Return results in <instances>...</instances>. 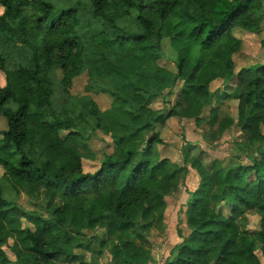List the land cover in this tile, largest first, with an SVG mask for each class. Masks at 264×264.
Here are the masks:
<instances>
[{
	"label": "trees",
	"instance_id": "1",
	"mask_svg": "<svg viewBox=\"0 0 264 264\" xmlns=\"http://www.w3.org/2000/svg\"><path fill=\"white\" fill-rule=\"evenodd\" d=\"M90 1L92 20L83 24L79 5L58 14L49 0H0V115L8 125L0 138V264L13 263L2 245L15 225L27 247L25 254L12 249L18 264H99L76 251L92 249V240L98 253L110 249L117 264H157L136 235L143 236L148 219L163 221L166 197L184 184L188 165L201 177L187 201L192 235L163 264H264V63L237 71L234 59L243 47L240 35L261 31L264 0ZM163 23L182 27L175 38L186 44L183 54L162 35ZM166 40L174 69L160 64ZM16 43L32 53V65L13 55ZM89 44L101 50L90 54ZM73 50L64 80L85 71L114 80L106 89L109 108L68 87L67 100L53 107L50 70L64 67ZM118 59L135 69L125 73ZM217 78L227 85L222 100L237 102L236 116L221 106L204 114ZM173 117L194 118L210 130L240 126L245 135L234 142L232 157L247 161L214 174L195 145L183 147L179 160L154 161V146L163 143L158 126ZM105 127L119 129L115 139L125 158L106 155L94 171L85 170L96 157L81 154L79 146ZM211 186L223 190L213 209L205 196ZM251 211L260 216L254 232L239 221Z\"/></svg>",
	"mask_w": 264,
	"mask_h": 264
},
{
	"label": "rangeland",
	"instance_id": "2",
	"mask_svg": "<svg viewBox=\"0 0 264 264\" xmlns=\"http://www.w3.org/2000/svg\"><path fill=\"white\" fill-rule=\"evenodd\" d=\"M57 8L58 14L67 8H70L75 5H79L80 9L78 11V17L83 24H87L92 20V3L90 0H49ZM1 9V6H0ZM263 21L262 29L257 33H244L240 36L243 38V47L237 52L234 56L236 61V70L247 66L251 62L264 63V46L262 45V40L264 39V10H263ZM192 28L193 25L187 26ZM182 27H176L173 23H170V26L165 27L164 23L162 24L161 33L164 36L171 37L173 40V45L178 51L181 49L180 53L184 52L186 44L178 41L175 38V33L180 30ZM167 57L161 59L160 64L174 69V63L169 57V44L168 40L165 41ZM87 52L94 54L101 50V48L94 44H89L87 46ZM13 55L24 65H32V53L22 44L16 43L12 49ZM179 53V52H178ZM183 54V53H182ZM181 54V55H182ZM76 58V50H73L71 57L65 62L64 67L61 65H55L50 70V77L53 82L56 83L55 94L52 98L53 107L59 109L64 101L67 100L68 95L65 91V88H69V93L72 95H90L96 101L98 106L105 110L110 107L112 97L106 91L107 88H111L115 85L114 80L105 81V80H96L90 78V75L87 71L80 75L73 76L70 80H64V77L69 72L71 73L72 63ZM118 64L121 66L122 70L125 73L132 72L136 65L133 62L118 59ZM236 78L230 82L234 84ZM4 84V74L0 71V85ZM227 85L216 84L213 82L211 84V89L216 90L220 89L223 91ZM227 101V100H226ZM225 101V102H226ZM223 114L229 112L236 116V101H228L227 104L221 105ZM210 105L206 107L204 114L209 113ZM190 121L183 122L178 118H170L165 125L158 126V130L161 132L163 138V143H161V150L170 155L169 159L173 161L180 159V152L183 149L182 145L184 142H193L197 143V151L202 150L204 152L203 158L205 163H211L213 159L219 155L227 159L229 156L233 155V146L236 139L244 132L243 129L239 126L230 125L224 126L221 130L223 136L219 139L218 145L208 146L205 141H199L201 138L197 134H193V128H190ZM193 123V122H192ZM7 120L4 116L0 115V138L2 137V132L7 129ZM193 127V126H192ZM198 127V126H197ZM203 131L207 132V125L203 126ZM262 132L264 133V125L261 127ZM191 133V134H189ZM190 138V139H188ZM96 149L98 158L96 161L91 162L87 161L84 164L85 170L94 171L99 165L100 158L103 157L105 153L110 151V140L108 137L101 139L97 133V137L92 140ZM198 141V142H196ZM183 143V144H182ZM182 153V152H181ZM247 161L246 157L243 155L240 160H232L231 166L238 168L239 164L245 163ZM3 168L0 167V176L3 173ZM199 178L196 179L195 173H190L187 177V180L184 184L176 191L167 196V208L163 216V221H160L159 218L150 219L146 221L145 227L142 229L143 236L136 235V242L142 244L144 247H147L152 250L154 257L156 258L157 264H163L166 259H172L175 254L176 245L182 241V239L192 235V230L189 224L185 219V209L187 207V201L191 195V189L198 185ZM20 201L24 204L29 205L27 198L23 196ZM31 206V205H29ZM239 221L241 222L243 229L248 231H256L259 229L260 225V216L258 213L251 211L246 212ZM29 224L27 221H23V225ZM207 229V228H205ZM182 237H180V235ZM90 246L92 249H78L76 250L79 253H83L85 259L90 262L99 261V264H117L113 261L112 252L110 249L106 248L101 250L98 253L99 245L97 240H92ZM3 249L7 252L11 260L16 259L15 253L12 251L13 248H16L20 253H27L26 241L23 238V235L19 232L18 227L15 225L8 230V240L2 245ZM59 262H64L66 257L57 258ZM13 264H17L13 262Z\"/></svg>",
	"mask_w": 264,
	"mask_h": 264
},
{
	"label": "crops",
	"instance_id": "3",
	"mask_svg": "<svg viewBox=\"0 0 264 264\" xmlns=\"http://www.w3.org/2000/svg\"><path fill=\"white\" fill-rule=\"evenodd\" d=\"M213 82H215L216 84L217 83L218 84H223L224 83L223 79H221V78L215 79L214 81L211 82V84H213ZM211 84H210V90L213 92V98H212V102L210 103L209 112L211 111V109H213V108H215L217 106H221L222 104H227V102L230 101V100H227V101L226 100H222V96L224 94L223 91H221L220 89L212 90L211 89ZM111 103H112V101H111ZM110 106H111V104H110ZM179 120H183V122L190 121L191 123H190L189 126H190L191 129L193 128V134L194 135L197 134V136H199L201 138V140L199 139V141L200 142L201 141H203V142L205 141V143L208 146H214V145L217 146L218 143H219V139L223 136L222 130H220V129H214V130L208 129L207 132L203 131L204 130L203 126H205V125L197 127L194 118L184 117V118H181ZM231 127H232V125H230V128ZM97 133H98L99 137L101 139H103V140H104V138L108 137L109 140H110L109 146L111 147L109 153H105L103 155V157L100 158V161L103 160L106 157V155H112L117 160H123L125 158L124 148L122 147L120 142L117 139H115V137L120 133L119 129H117L115 127H105V128L99 129L97 131ZM189 134H191V133H189ZM244 135H245V133L243 132L240 135V137H238L236 140L237 141L242 140L244 138ZM188 139H190V138H188ZM196 142H198V141H196ZM193 145H195V148H196L198 144L186 141L182 145V148L183 147L188 148V147H191ZM79 151H80L81 154H84V155H86V154H88L90 152L94 153L95 157L98 158V155L96 153L97 151L95 149L93 141H90L87 144V147L79 146ZM181 152H182V150H181ZM181 152H180V157L182 156ZM169 156L170 155H168L165 152V150L164 151L161 150V144L160 143L155 144L154 151H153L154 161H160V160H163V159H168L169 161H173V159H169ZM232 160H234L232 155L229 156L227 159H225L223 156L219 155L218 157H216L215 159L212 160V173L216 174V173H219L221 171H224V170L228 169V167H230L231 164H232ZM191 172L195 173L196 179L199 178L198 185L196 187H194L193 189H191L192 190L191 192H194L200 185L201 177H200V175L198 174V172H197V170L195 168H193L191 165H188V171L186 173L185 181L187 180V177H188V175ZM222 195H223V190L220 187L211 186L208 189V191L206 192L205 196L207 198L206 204L209 207V209L210 208L213 209L215 207L217 201L220 199V197ZM169 196H171V195H168V197ZM166 202H167V199H166ZM188 209H189V207L187 206L186 209H185V219H186L187 223H188ZM11 261L14 262V260H11Z\"/></svg>",
	"mask_w": 264,
	"mask_h": 264
}]
</instances>
